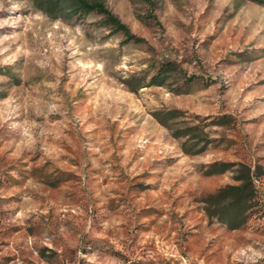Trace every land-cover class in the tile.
<instances>
[{
    "label": "rangeland",
    "instance_id": "rangeland-1",
    "mask_svg": "<svg viewBox=\"0 0 264 264\" xmlns=\"http://www.w3.org/2000/svg\"><path fill=\"white\" fill-rule=\"evenodd\" d=\"M105 2L140 42L0 0V264H264V5ZM165 62V86L129 89ZM158 109L206 149L186 153ZM216 162L260 171L239 229L206 212L236 183Z\"/></svg>",
    "mask_w": 264,
    "mask_h": 264
},
{
    "label": "trees",
    "instance_id": "trees-1",
    "mask_svg": "<svg viewBox=\"0 0 264 264\" xmlns=\"http://www.w3.org/2000/svg\"><path fill=\"white\" fill-rule=\"evenodd\" d=\"M264 5V0H248ZM34 7L44 12L52 19L70 20L73 18H85L90 15L102 17L103 27L109 28L112 33H121L126 41L140 39L135 36L130 28L116 16L106 5L105 0H31ZM178 67L173 62L160 64L156 73L148 82L146 76L131 78L125 81L132 92L138 93L140 89L153 85L165 86L167 81L175 74ZM153 116L157 121L171 130L172 136L176 139H184L183 149L188 154H199L203 152L209 139H205L202 131L197 126L182 127L183 121L179 109H158ZM223 122L229 123L231 119ZM234 170L236 183L227 184L221 187L215 194L205 199L206 212L211 218H216L226 224L230 229L243 227L252 209L258 204L255 179L258 177V167L249 165L246 162H216L206 171L207 175H215Z\"/></svg>",
    "mask_w": 264,
    "mask_h": 264
}]
</instances>
